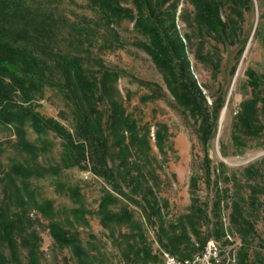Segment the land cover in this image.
I'll return each mask as SVG.
<instances>
[{
  "label": "rangeland",
  "instance_id": "1",
  "mask_svg": "<svg viewBox=\"0 0 264 264\" xmlns=\"http://www.w3.org/2000/svg\"><path fill=\"white\" fill-rule=\"evenodd\" d=\"M35 11L52 19L46 35L49 49L67 56H79L85 67L99 73L103 69L117 74L116 86L126 112L141 125L150 128L151 155L158 175L157 190L167 224L175 223L190 211L193 198L202 207L198 233L189 227L190 244L196 249L188 256L174 253L160 241L158 224H152L138 204L123 199L133 217L140 223L144 240L118 225L105 226L98 214L99 204L109 186L103 178L86 168L74 166L60 174H47L29 179L34 198L51 200L54 218L75 232L81 239L82 253L72 246L59 245L50 231V218L30 206L32 228L38 234L39 254L34 256L28 247L19 246L20 256L12 258L6 243H0V259L8 264H165L163 251L179 258H192L209 241L219 249L221 264H240V255L247 253V264H264V118L260 134L243 136L236 144V116L242 104L253 97L251 73L259 78L260 93L264 91V0H244L242 13L232 11L221 2L220 11L227 21V31L210 34L196 18L191 0H177L175 23L190 60V69L209 105L220 95L225 99L214 136L207 144L200 138L199 124L172 96L163 75L151 56L139 43L146 37L136 28V20L114 18L94 6L89 0H22ZM122 5L137 12L135 0H120ZM170 3L161 4L169 10ZM160 4V3H159ZM40 50V49H39ZM41 51V50H40ZM47 64V80L41 95L33 104L41 114L54 117L74 130L75 118L71 101L62 87L63 78L54 62L43 54ZM102 108H106L101 104ZM166 131L163 149L156 144V130ZM28 137L39 146V156L30 159L16 144L14 131L0 125V163L7 168L19 160L34 166L49 168L60 160L61 138L54 132L39 137L27 128ZM239 132V131H238ZM42 140L48 143L42 149ZM209 157V171L205 159ZM208 161V160H207ZM195 179V187H193ZM0 175V198L7 184ZM74 187L81 202L70 197L58 184ZM239 205L240 215L234 210ZM82 210V219L75 220L71 210ZM153 221H157L155 218ZM241 222V223H240ZM251 222L253 230H247ZM136 230L135 232H137ZM126 233L135 239H126ZM142 243L156 255L146 261L129 250L131 242Z\"/></svg>",
  "mask_w": 264,
  "mask_h": 264
},
{
  "label": "trees",
  "instance_id": "2",
  "mask_svg": "<svg viewBox=\"0 0 264 264\" xmlns=\"http://www.w3.org/2000/svg\"><path fill=\"white\" fill-rule=\"evenodd\" d=\"M89 1L111 17L136 20V28L146 37L139 46L151 56L179 105L198 121L200 138L207 144L216 133L225 99L220 95L209 105L190 69L186 45L175 23L177 0H135L136 13L122 5L120 0ZM169 1V10L162 9L161 4ZM191 1L196 7L198 24L210 34L227 31L228 23L220 11L221 2L228 3L238 15L245 5L244 0ZM52 21L22 0H0V125L13 129L17 146L32 160L38 158L39 146L29 139L27 128L39 137L54 132L61 138L62 145L59 162L49 168L34 166L29 160H15L7 168L0 163V175L7 180L0 198V243L7 244L13 260L20 256L19 246L28 247L34 260H37L39 237L32 228L29 210L30 206H34L50 218V231L59 245L72 246L76 253H82L81 239L54 218L51 200L38 202L34 198L29 179L57 175L62 169L74 166H89L109 186L98 209L105 226L125 225L129 232L140 236L141 242L145 241L133 211L128 205L119 206L126 199L138 204L152 224H158L159 238L166 248L182 256L190 255L196 247L190 245L189 227L198 233L196 225L202 217L198 198H193L190 211L178 222L166 223L157 196L160 182L155 168L150 167L153 165L150 128L141 125L126 112L116 86L115 71L103 69L99 73L91 72L81 57L49 49L46 35L52 28ZM43 54L52 59L62 74V87L74 109V130L54 117L44 116L33 104L42 93L47 80L46 69L50 67ZM251 77L253 97L242 104L236 116L233 140L237 145L244 135L255 136L263 128L257 105L262 103L259 110L264 118V91L261 95L259 78L254 73ZM101 104L106 108H102ZM155 134L156 144L163 149L166 131L161 126ZM42 142V149L47 150L48 143L45 140ZM205 162L208 172L209 157ZM192 184L195 187V179ZM58 189L68 191L70 197L81 202V194L76 188L59 182ZM234 210L239 216V205H234ZM71 213L76 221L82 219L81 208L76 207ZM154 218L157 221H153ZM252 228L251 222H247V230ZM134 234H125L128 242L130 238L135 239ZM145 245H138L134 240L129 244V250L138 257L142 255L143 262L156 260V255ZM246 260L247 253L242 252L240 264H247ZM8 262L3 257L0 259V264Z\"/></svg>",
  "mask_w": 264,
  "mask_h": 264
},
{
  "label": "built area",
  "instance_id": "3",
  "mask_svg": "<svg viewBox=\"0 0 264 264\" xmlns=\"http://www.w3.org/2000/svg\"><path fill=\"white\" fill-rule=\"evenodd\" d=\"M163 259L165 264H221L219 249L214 241H209L204 249L197 253L196 260L177 258L176 255L168 251H163Z\"/></svg>",
  "mask_w": 264,
  "mask_h": 264
},
{
  "label": "bare ground",
  "instance_id": "4",
  "mask_svg": "<svg viewBox=\"0 0 264 264\" xmlns=\"http://www.w3.org/2000/svg\"><path fill=\"white\" fill-rule=\"evenodd\" d=\"M177 258H179V257L177 256ZM196 259H197V254L194 257L189 258V260H196Z\"/></svg>",
  "mask_w": 264,
  "mask_h": 264
}]
</instances>
